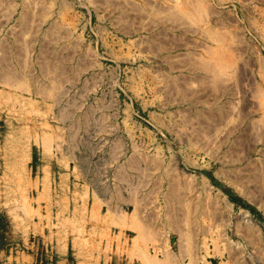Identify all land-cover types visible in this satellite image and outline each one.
I'll list each match as a JSON object with an SVG mask.
<instances>
[{
	"label": "rangeland",
	"instance_id": "obj_1",
	"mask_svg": "<svg viewBox=\"0 0 264 264\" xmlns=\"http://www.w3.org/2000/svg\"><path fill=\"white\" fill-rule=\"evenodd\" d=\"M159 263L264 264V0H0V264Z\"/></svg>",
	"mask_w": 264,
	"mask_h": 264
},
{
	"label": "bare ground",
	"instance_id": "obj_2",
	"mask_svg": "<svg viewBox=\"0 0 264 264\" xmlns=\"http://www.w3.org/2000/svg\"><path fill=\"white\" fill-rule=\"evenodd\" d=\"M219 58V57H218ZM233 64H228V63H225L224 65L223 64H221V67H220V69L222 70V71H220V72H223V70H228V69H230V68H232L233 66H232ZM186 142V141H185ZM189 142V141H188ZM187 142V143H188ZM192 145V144H191ZM194 145V144H193ZM238 180L239 181H237L238 183H240V180H242L243 181V179L242 178H238ZM241 185H242V187L244 186V188L246 189V191H247V193L249 194V195H251L253 198H255L256 196H257V192H256V188H257V185H256V182L255 181H253V180H248V181H243V182H241L240 183ZM94 212V211H93ZM139 212V211H138ZM127 215V214H126ZM138 215V214H137ZM125 216V215H124ZM102 219V218H101ZM124 219H125V217H124ZM68 222V221H67ZM72 222V221H71ZM125 222V221H124ZM134 225V224H133ZM139 227V226H138ZM85 242V241H84ZM146 251V250H145ZM142 252V251H141ZM146 254V253H145ZM143 256H144V254H143ZM168 257V256H167ZM166 258V257H165ZM193 259V258H192ZM144 260H145V257H144ZM175 260V259H174ZM163 261V260H162ZM167 261V260H166ZM145 262H148V261H145ZM149 263V262H148ZM163 263V262H162ZM159 264H161V263H159Z\"/></svg>",
	"mask_w": 264,
	"mask_h": 264
}]
</instances>
